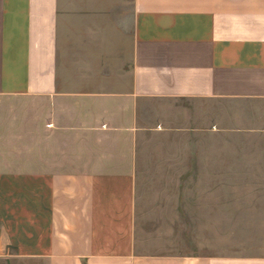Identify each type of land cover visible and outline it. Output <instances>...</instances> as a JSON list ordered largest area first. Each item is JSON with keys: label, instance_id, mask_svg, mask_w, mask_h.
<instances>
[{"label": "crops", "instance_id": "1", "mask_svg": "<svg viewBox=\"0 0 264 264\" xmlns=\"http://www.w3.org/2000/svg\"><path fill=\"white\" fill-rule=\"evenodd\" d=\"M2 98L26 105L0 110V264H264L256 234L147 253L136 219L150 135L207 137L191 172L264 179V0H0Z\"/></svg>", "mask_w": 264, "mask_h": 264}, {"label": "rangeland", "instance_id": "2", "mask_svg": "<svg viewBox=\"0 0 264 264\" xmlns=\"http://www.w3.org/2000/svg\"><path fill=\"white\" fill-rule=\"evenodd\" d=\"M25 105L13 98L0 99V110L6 118ZM18 112L17 116H24ZM196 140L199 145L194 144ZM193 141V148L186 146L185 136L178 134L169 143L154 146L153 136L147 137L142 151L145 162L137 184L139 249L162 255L201 250L254 252L250 246L257 243L248 238L264 235V179L251 177L249 172L236 175L232 168L220 177L205 171L202 175L191 172L178 159L189 154L216 153L208 146L207 137ZM224 141L226 155L257 152L254 147L234 146L232 137L226 136ZM157 156H166L164 160L175 156L177 160L159 161Z\"/></svg>", "mask_w": 264, "mask_h": 264}]
</instances>
